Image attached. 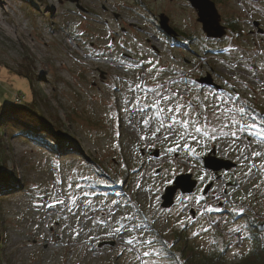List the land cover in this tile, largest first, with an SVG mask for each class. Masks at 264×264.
<instances>
[{
	"label": "rangeland",
	"instance_id": "obj_1",
	"mask_svg": "<svg viewBox=\"0 0 264 264\" xmlns=\"http://www.w3.org/2000/svg\"><path fill=\"white\" fill-rule=\"evenodd\" d=\"M4 1L0 104L20 91L26 102L36 104L48 128L63 136L54 150L10 136L13 131L6 126L0 131V164L9 184L0 191L2 264H169L163 245L173 246L179 231L207 252L225 247L226 260L236 261L250 242L244 215L264 224V117L252 114L255 109L264 116V0H214L221 23L236 17L244 30L239 37L227 30L219 39L204 35L186 0ZM160 13L175 30L200 36L203 49L220 52L188 60L157 27ZM26 50L33 58L28 63L34 77L31 91L16 73ZM114 62L120 66L113 67ZM207 75L220 90L196 84ZM170 90L176 98L157 103V94L167 96ZM19 95L16 104L23 103ZM229 95L250 115L241 120L232 111L225 117L222 100ZM197 100L202 114L185 115L191 112L187 104ZM173 117L189 120V132L199 126L210 137L215 128L216 139L194 132L196 140L179 134L161 138L165 130L157 128L173 125ZM233 117L247 127L230 123ZM221 130L236 136L224 137ZM211 149L237 164L220 173L225 196L213 192L218 175L200 170L201 156ZM174 157L189 159L194 167ZM153 159L166 161L149 169ZM186 172L197 180L193 193L177 192L173 205L162 208L164 188ZM209 182L210 202L208 192L202 195ZM92 185L118 188L108 194ZM222 210L244 215L234 220L229 215L227 224L216 227L212 221ZM132 224L148 228L141 234ZM121 225L124 229L116 232ZM260 231L264 241V229ZM132 238L154 242L130 246L126 242ZM144 251L151 255L143 257Z\"/></svg>",
	"mask_w": 264,
	"mask_h": 264
},
{
	"label": "trees",
	"instance_id": "obj_2",
	"mask_svg": "<svg viewBox=\"0 0 264 264\" xmlns=\"http://www.w3.org/2000/svg\"><path fill=\"white\" fill-rule=\"evenodd\" d=\"M26 1V0H22ZM228 30H230L234 36H243L244 30L237 22L236 17H232V19L227 22ZM157 27L159 28L158 24ZM169 41H174L170 37H168ZM180 46L182 43L176 41ZM205 49V48H204ZM206 51H214L220 52L219 49H205ZM30 59V60H29ZM33 58L31 54L26 50V53L23 56V62L19 65V69L16 73L22 78L25 82L28 90L31 89V83L33 73L30 72V65H28L29 61ZM23 82V83H24ZM19 92L20 95L18 100H23V103L16 104L14 102L16 93ZM24 94L20 91H13L10 99L8 101L0 104V131L4 129V127H8L13 132L10 136L20 135L24 137L26 140H30L36 142L38 144L47 146L54 150H59L58 140L61 139L63 133L61 130H50L48 128V121L44 116L39 112L36 104L34 105L33 101L26 102L24 100ZM253 116L258 115L260 119L264 116L259 115L255 109H252ZM254 120V117H252ZM1 138V137H0ZM1 163V162H0ZM91 163L97 169L99 168L102 172H105L100 163H97L95 160H92ZM0 164V191L4 188H9V184L7 183V175L2 171ZM233 169V168H232ZM100 175V173H98ZM4 183V184H1ZM93 189H99L101 191L113 190L114 188H118L117 185L108 186V185H92ZM121 187V186H119ZM227 211V210H226ZM214 214V212H210ZM230 219L234 220L238 217H241L244 214H239L236 212H229ZM247 216V226L251 231L249 236V245L241 251L239 256L236 258V261H228L225 257L226 248L223 247V250H218L214 248L213 252H207L203 250L200 246L192 244L189 240L188 236L184 232H176V236L174 239L173 246L166 247L163 245V252L165 257L168 259L169 264H264V241L261 240V232L258 227L261 225L259 220L252 218L248 214ZM2 236H0V240H2ZM191 242V243H190ZM0 264H2L0 259ZM119 264V263H117Z\"/></svg>",
	"mask_w": 264,
	"mask_h": 264
},
{
	"label": "water",
	"instance_id": "obj_3",
	"mask_svg": "<svg viewBox=\"0 0 264 264\" xmlns=\"http://www.w3.org/2000/svg\"><path fill=\"white\" fill-rule=\"evenodd\" d=\"M196 11V20L201 24V30L207 38L219 39L226 34V26L221 23V14L219 13L214 0H186ZM255 25H258L257 21H254ZM157 24L159 29L163 33L174 39L177 37V31L169 24V17L164 13H160L157 16ZM199 84L215 85L211 76L207 75L197 79ZM157 155V153L155 154ZM203 167L207 170L213 171L220 175L222 171H229L236 167V163L216 156L214 149H211L208 153L201 156ZM229 183V182H228ZM235 186L237 184H234ZM197 186V180L192 177L191 173H182L177 175L172 184L164 188V192L161 195L162 208H169L174 203V196L177 192L182 195L192 194ZM211 182L207 183L202 191V195H205L210 187ZM259 230L264 229V224L260 225Z\"/></svg>",
	"mask_w": 264,
	"mask_h": 264
},
{
	"label": "snow or ice",
	"instance_id": "obj_4",
	"mask_svg": "<svg viewBox=\"0 0 264 264\" xmlns=\"http://www.w3.org/2000/svg\"><path fill=\"white\" fill-rule=\"evenodd\" d=\"M149 71H151V69H149ZM176 95H177V93L175 91H171V90H170V95L163 96V97H161V95L158 93L157 94V103H159V100L161 98L164 99V100H166V101H172V100H174L176 98ZM222 103L225 105V109H224V112H223V115L225 117H227L228 116V113L229 112H232V111H234L235 113H237L241 117V120H243L245 117H247V116L250 115L249 111L246 110L243 106H239L238 103H237L236 98L233 97V96H231V95H229L226 98H223ZM230 103L231 104H234L236 106L234 108H228L227 105L230 104ZM245 103H247V102L245 101ZM153 106H155V105H153ZM187 107H189L191 109V112L190 113H185V115H191L192 113H196L199 116V115L202 114L199 111L201 109V107H202V105H201V103H200L199 100H197L195 102H189L187 104ZM203 107H205V108L208 107V105L206 103V98H205V103H204ZM211 108H212L213 115H216V112H215L216 103L215 102H213V104L211 105ZM169 110L171 111L172 109H169ZM175 110L177 112H179L180 111V107L179 106L176 107ZM173 121H174L173 125H169L167 128H165V126L163 124H161L160 128H157L156 131L159 132L161 130V128H164V130L168 133L169 136L179 134L180 139H185L186 137H189L190 136L193 140H196V135H194L193 132L196 133V134H202V136H204V137H209V132L207 130H203L199 126L195 127L193 129V132L187 131V129H188L189 125H190V121L189 120H176L175 117H173ZM144 123L147 124L148 121L145 120ZM192 123H195V121H192ZM230 123H232V124H239L241 130H244L247 127L246 125L242 124L241 121L236 120L235 117L232 118V120L230 121ZM176 124L182 125V127H183L184 130L181 132V130L179 128H177V127L174 126ZM228 126H229L228 124H225L224 125L225 128H227ZM252 127H256V125H252ZM216 131L217 130L215 128L212 129V135L209 137L210 139H213V140L216 139ZM221 135L224 136V137H228L229 135L236 136V133L235 132L229 133V132H225V131L221 130ZM185 147H187V145H185ZM169 151H172V149H169ZM190 151H192V154H195L194 150H190ZM251 155L252 156H260L261 153L253 152ZM253 167H255V165H253ZM56 202L57 203H60V204H63L64 203L63 200H57ZM208 211H212V209L209 208ZM241 211H243V209H241ZM82 215H85L86 216V213H82ZM126 219H128V220H134L135 217L128 216V217H126ZM101 223H103V222H101ZM212 223H215V221H212ZM131 227L133 229L137 230L138 232H141V234H142L144 231L147 230L148 225H146V224H132ZM123 229H124V225H121L120 228L116 229V232H120ZM206 230L207 229H205V231ZM235 231H239V229H236ZM76 235H79V232L78 231L76 232ZM107 235L108 236H111L112 233H108ZM153 242L154 241L151 240V239H149V240H141L140 238H132V239H128L126 243L128 245H130V246L136 245V244H140V245H145L146 244L149 247H151V245L153 244ZM163 243L166 244L167 242L164 241ZM150 255H151V252L150 251H144L142 253V256L143 257H149ZM142 264H149V262L147 260H144V261H142Z\"/></svg>",
	"mask_w": 264,
	"mask_h": 264
},
{
	"label": "flooded vegetation",
	"instance_id": "obj_5",
	"mask_svg": "<svg viewBox=\"0 0 264 264\" xmlns=\"http://www.w3.org/2000/svg\"><path fill=\"white\" fill-rule=\"evenodd\" d=\"M198 24L200 25V28H201V24L199 22H198ZM224 25L226 26V29L228 30L227 24H224ZM176 31H177L178 35H177L176 38L173 39L174 41H170V44L172 46H175L177 49H182V52L186 53V55L189 57L188 60H190L191 58H195L197 56H201L202 57L205 54L210 52V51H206L205 49H203L201 47V38H200V36L197 37V36L192 35V34H188V33L184 34L183 32L181 33V31H179V30H176ZM209 39H213V38H209ZM176 41L181 42L182 46H180L179 44H175V43H177ZM202 67H203V65H201V68ZM196 82H197V79H196ZM196 84H198V82ZM201 86H204V84H201ZM214 88H215V90H220L221 89L219 87V85H217L216 83L214 85Z\"/></svg>",
	"mask_w": 264,
	"mask_h": 264
},
{
	"label": "built area",
	"instance_id": "obj_6",
	"mask_svg": "<svg viewBox=\"0 0 264 264\" xmlns=\"http://www.w3.org/2000/svg\"><path fill=\"white\" fill-rule=\"evenodd\" d=\"M173 158V157H172ZM175 159L178 158V157H174ZM159 160V159H158ZM162 160V159H161ZM177 161H179L180 163H183L187 166H189L190 168L194 167L193 165H191L190 163V160L189 159H186V158H179V159H176ZM159 163V162H157ZM200 170L202 173H208L210 176H213L214 174L215 175H218L216 174L215 172L213 171H210V170H207L203 167V165L200 167ZM214 173V174H213ZM216 179V183H217V188L215 189V191H213L215 194L217 193L218 190L220 191H224L222 189V187L224 186V179L221 177V175H218V177L215 178ZM213 192H211V189H209L208 193H207V197H208V201L210 202L211 200H213V197H214V194ZM207 201V200H206ZM207 203V202H206ZM188 209V208H187ZM218 217L219 219L216 220L215 222V226L216 227H219L220 225L222 224H227L228 222V219H229V213L226 211V210H222L221 212L218 213ZM220 230V229H219ZM242 235V233H241ZM240 234H238V238H237V243L239 244H242V236Z\"/></svg>",
	"mask_w": 264,
	"mask_h": 264
},
{
	"label": "bare ground",
	"instance_id": "obj_7",
	"mask_svg": "<svg viewBox=\"0 0 264 264\" xmlns=\"http://www.w3.org/2000/svg\"><path fill=\"white\" fill-rule=\"evenodd\" d=\"M5 4V1L4 0H0V8L3 7V5ZM248 15H250V13L248 12ZM113 67H119L120 65L117 63V62H114V64H112ZM133 131L135 130L134 128H131ZM166 136H168V133L165 131L162 135H161V138H165ZM154 161L151 163L149 169H151L152 167L156 166V165H159L161 164L162 162H165V161H162L160 160L159 163H157V160L153 159ZM217 194H221V195H224L225 196V191H220L218 190L217 191Z\"/></svg>",
	"mask_w": 264,
	"mask_h": 264
}]
</instances>
